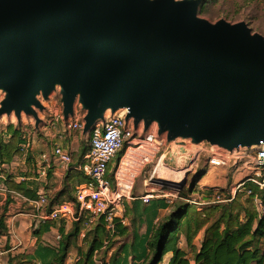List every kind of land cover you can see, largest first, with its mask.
<instances>
[{"label":"water","instance_id":"95a60500","mask_svg":"<svg viewBox=\"0 0 264 264\" xmlns=\"http://www.w3.org/2000/svg\"><path fill=\"white\" fill-rule=\"evenodd\" d=\"M204 1L0 0V123L41 130L58 93L65 123L79 118L89 138L115 115L142 136L157 124L183 139L162 164L185 171L159 180L184 187L197 162L193 192L212 156L234 166L264 147V35L199 16Z\"/></svg>","mask_w":264,"mask_h":264},{"label":"crops","instance_id":"0c3cea01","mask_svg":"<svg viewBox=\"0 0 264 264\" xmlns=\"http://www.w3.org/2000/svg\"><path fill=\"white\" fill-rule=\"evenodd\" d=\"M57 110L55 113L53 108L54 117L47 118L41 130L34 128L26 134L19 129L22 138H31V148L27 154L19 148V153L11 161L0 162V220L3 219L0 223V264H23L25 261H28L27 264H52L60 250L61 242L65 240V235L75 229L74 221L63 219L51 222L50 229L40 236L35 234L36 229L46 224L39 223L34 218L32 200L40 193H44L51 207H54L69 200L68 198L75 193L76 187L88 179L83 171L61 166L56 161L48 168L46 176L40 174L42 155L52 154L56 142H63L76 153H79L81 148L77 145L74 135L66 134L65 128L56 124L58 121L56 116L59 115ZM63 122L65 124V121ZM83 153L81 156L74 154L75 163L81 161ZM197 165L196 162L193 171ZM113 166L114 162L111 170ZM226 166L229 167L227 169L235 170L234 179L237 174L242 175L241 169L236 165L233 166L231 163L213 165L207 161L205 172L196 186L200 188V193L210 188L227 190V181L224 177ZM244 177L241 176L240 180L229 188L235 189ZM141 189L137 186L134 196L127 201L126 220L120 226L121 232L114 239V245L96 250L99 251L104 264H111L114 258L116 264H142L145 261L144 256L151 251L149 243L154 230L173 210L175 201L171 202L164 196H154L149 203L144 202L143 197L152 189ZM205 229L206 227H203L193 239L192 243L197 250L202 245ZM87 232L81 229L77 236L71 239L65 264H76L84 256L88 245L85 240ZM179 246L187 252V257L194 264V252L184 235L180 239ZM171 256L172 253H168L162 263L167 261L168 264Z\"/></svg>","mask_w":264,"mask_h":264},{"label":"built area","instance_id":"2783aa9c","mask_svg":"<svg viewBox=\"0 0 264 264\" xmlns=\"http://www.w3.org/2000/svg\"><path fill=\"white\" fill-rule=\"evenodd\" d=\"M82 127L83 122L76 118L69 122V133H65L69 135ZM23 139L26 141L20 145V148L24 154H27L31 148V141L28 137ZM162 145V141L153 133L146 136H142L139 132L135 133L133 127L127 124L122 115L108 117L96 123L90 133L89 149L79 163H75L70 146L63 142H56L52 154L42 155L40 174L46 176L48 168L56 161L61 166L83 171L88 180L76 187L75 199L63 201L54 207H51L46 194L40 193L32 200L35 210L34 218L44 224L63 219L82 222L83 229L87 230L102 217L106 229L114 237L117 234V226L125 223L127 201L134 196L136 179L140 170L152 163L161 151ZM237 159V168L248 169L250 173H247L235 189L228 192V195L226 190L213 189L212 194L205 200L195 195L184 200L191 205H196L198 211H203L204 206L212 207L233 202L239 192L252 194L248 184L264 188L262 175L264 147L241 154ZM113 162L114 166L111 170ZM209 163L225 165L228 162L214 155ZM158 166L159 163L155 166L154 173L157 172ZM153 184L155 187L143 197L146 203H149L154 196H164L174 202L182 189L176 184H168L169 187L166 188L167 183L160 181L159 178L154 179ZM109 244L110 241L106 240L103 247L108 248ZM91 264H104L99 251L95 252Z\"/></svg>","mask_w":264,"mask_h":264},{"label":"trees","instance_id":"16d2710c","mask_svg":"<svg viewBox=\"0 0 264 264\" xmlns=\"http://www.w3.org/2000/svg\"><path fill=\"white\" fill-rule=\"evenodd\" d=\"M23 142L21 132L15 129L10 140L6 144L1 143L0 145V162L11 161L19 153L20 145ZM248 188L252 189L253 196L259 197L260 201L257 206L262 205L264 208V188H257L259 193L251 184H248ZM205 191L212 194L213 189L210 188ZM189 192L192 194L190 188L182 191L180 195L188 198ZM68 199H75V195L72 194ZM246 203H250V200H247L245 204L235 200L225 205L212 206V211L220 210L221 212L216 220L209 223V220L202 218L201 211L195 210L188 202L175 201L173 210L159 222L154 230L149 243L151 251L144 256L145 261L142 264H161L168 253H172L168 264H192L187 257V252L179 246L182 234L194 252V264H264V246L262 244L264 239V210L263 214H260L258 212L259 207L258 209L253 206L249 207ZM2 220L1 218L0 223ZM45 224L40 229H36L35 234L40 236L41 233L48 231L51 222ZM75 224V229L65 235V240L61 242L60 250L52 264H65L71 239L83 229L82 222H75ZM120 226L121 224L117 226V234L112 237L106 229L103 218L97 220L87 229L85 238L88 243L87 250L76 264H91L94 252L101 249L106 240L110 241L109 247L114 245V239L121 232ZM203 227H206L204 238L200 249L197 250L192 242L195 235ZM115 261L114 258L111 264H116ZM27 262L25 261L26 264Z\"/></svg>","mask_w":264,"mask_h":264},{"label":"rangeland","instance_id":"374dc122","mask_svg":"<svg viewBox=\"0 0 264 264\" xmlns=\"http://www.w3.org/2000/svg\"><path fill=\"white\" fill-rule=\"evenodd\" d=\"M179 1H183V0H179ZM199 16L206 18L212 22H216L220 19H225L229 22L232 23H237V22H241V21H245L247 22L250 27L253 29L254 32H258L261 33L262 35H264V0H205L203 5L200 8V12H199ZM48 104V103H47ZM49 105H51L54 109H55V113L56 110L58 111V114L60 115V117H56V119L58 121H56V124L58 123L59 126L63 128H65V131L67 133L68 132V123L64 124V120L62 118V110H61V106H60V101H59V97H58V93H56L53 97V100L51 103H49ZM55 113H51L50 116H47V118H51L54 117ZM13 120H15V123H12L11 117L10 116H6L3 119V122L0 123V145L2 144H6L10 138L11 135L13 134V131L16 129L17 130V120L16 118H12ZM24 125H22L20 127V131L22 130L23 133H30L31 130L34 129V121L31 120V118L29 117H24ZM140 132H142L144 130V125L141 124L140 125ZM153 130L152 133H156L155 135L157 136V138L162 141V146H161V151L155 156L154 160L152 161V163L148 164L147 166H145L143 169L140 170V174L138 176V178L136 179V185L135 188L141 187L143 190V188L145 190H150L153 189L155 187V185L153 184V180L157 179V178H166V179H170V180H175L176 176L175 174H179L180 170H176V169H180L178 167L181 166L180 163H182V159L178 158V161H176L177 164L179 165H174L173 162H165V165L162 164V158L167 150V147L170 143H172V145L176 142H181L183 141V139H179V140H174V142H170L167 139V134H162L160 135L158 132V126L157 124H154L152 128H150ZM149 129V130H150ZM19 130V129H18ZM155 131V132H154ZM71 135H74L77 139L76 143L78 146H80V151H78L79 153H76V151L73 150V153L75 155L81 156V154L83 153V155L86 153L87 148H88V143H89V135L86 134L84 132V130L78 129L76 131H73L71 133ZM31 140V138H30ZM23 141H26V139H23ZM189 142V141H187ZM177 147V146H174ZM191 149L194 150L197 147L190 145ZM205 158L206 156H202L201 160L202 162H205ZM157 163H159V166L157 168V172H153L155 166L157 165ZM201 163V162H200ZM223 167V166H221ZM228 166H226V171L224 174V177L227 181V185L228 188L226 190V194L228 195V192L231 190V188H229V186H232L233 184H235L236 182H238L242 177L246 176L247 173H250L248 169H241V173L236 175V178L234 179L233 174L234 171H232V169H227ZM225 168V167H224ZM229 168V167H228ZM182 170V169H181ZM202 170L201 167L198 168V172H200ZM239 172V173H240ZM194 171L189 173L188 176V184L184 187H182L180 194L182 193V191H184L185 189L188 190L191 187V182L194 176ZM185 175V174H184ZM262 175L264 176V168H262ZM82 177V176H81ZM83 179V177H82ZM150 179H152V181H150ZM177 181V180H175ZM255 187V191L257 193H259L256 189H262L260 186L258 185H254L251 184ZM166 188L169 187L168 184L165 185ZM164 187V189H165ZM163 189V188H162ZM159 190H161L159 188ZM161 192V191H160ZM178 195L179 197L176 199L177 200H181V201H185L184 197H181V195ZM191 195H195L197 196L199 199L201 200H205L206 198H208L210 196L209 192L207 191H201L200 193V188L199 187H195L194 192L192 194H190L188 197H190ZM239 202H242L245 204V202H247V200H250V203H246L247 206L249 207H255L258 209L259 206H257L258 202L260 201L259 197H257L256 195L253 196L252 194L249 195L245 192H239L236 199ZM234 200V201H235ZM186 203V201H185ZM227 203L221 204V205H225ZM193 206V208L195 210L198 211L197 206L196 205H191ZM211 206H204L203 208V212L201 211V215L202 218L204 220H209L208 222L210 223L211 221H214L217 219L218 216H220V210H218L217 212L212 211L211 210ZM263 206L261 205L259 207L258 212L260 214H263ZM200 212V211H199ZM213 212V213H212ZM207 217V219H206ZM34 231V230H33ZM183 234L181 235L182 238ZM262 244L264 246V239L262 240ZM188 248V247H187ZM167 261H165L162 264H166Z\"/></svg>","mask_w":264,"mask_h":264},{"label":"bare ground","instance_id":"6f19581e","mask_svg":"<svg viewBox=\"0 0 264 264\" xmlns=\"http://www.w3.org/2000/svg\"><path fill=\"white\" fill-rule=\"evenodd\" d=\"M185 171H179V174H175L176 179L175 180H181L185 175Z\"/></svg>","mask_w":264,"mask_h":264}]
</instances>
